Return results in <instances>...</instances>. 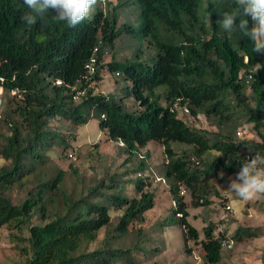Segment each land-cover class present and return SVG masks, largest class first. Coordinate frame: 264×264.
<instances>
[{
    "label": "trees",
    "instance_id": "obj_1",
    "mask_svg": "<svg viewBox=\"0 0 264 264\" xmlns=\"http://www.w3.org/2000/svg\"><path fill=\"white\" fill-rule=\"evenodd\" d=\"M101 3L71 28L51 10L28 25L21 20L30 11L23 0H0V87L6 98L0 118L5 162L0 230L11 231L24 264L129 259V251L116 247L131 230L141 231L137 227L155 207V195L148 191L154 180L142 174L148 156L140 151L156 142L167 159L163 181L173 201L168 221L200 251L203 264H220L229 250L224 242L243 244L258 234L245 229L215 234L213 224L200 234L188 222L180 189L194 207L210 206L218 196L216 181L234 178L255 153L264 156V68L255 76L251 72L256 63L264 65V53L253 52V42L239 31L229 35L217 23L222 12L238 10L235 0H114L107 9ZM123 40L131 43L130 57L119 60L117 44ZM107 54H112L109 62ZM93 59L95 73L89 75L86 66ZM105 76L115 89L96 94L94 86ZM76 90L85 92L80 100ZM199 115L208 128L185 120ZM94 118L106 141L120 143L128 161L136 160L137 175L128 182L133 197L126 196L117 174L89 186L80 180L79 191H67L66 172L52 178L43 173L47 153L70 148V137L57 133L52 122L79 129ZM173 143L186 149L176 153ZM14 190L24 193L21 203L9 195ZM113 214L120 216L114 220Z\"/></svg>",
    "mask_w": 264,
    "mask_h": 264
},
{
    "label": "rangeland",
    "instance_id": "obj_2",
    "mask_svg": "<svg viewBox=\"0 0 264 264\" xmlns=\"http://www.w3.org/2000/svg\"><path fill=\"white\" fill-rule=\"evenodd\" d=\"M103 9H107V3L114 0H104ZM128 41L117 44L118 59L124 60L130 57ZM112 54H107L106 61L111 60ZM106 80L94 86L96 94L108 95L115 89L110 76ZM159 94L164 90L160 89ZM1 110L5 106L6 98L1 97ZM164 105V101L162 100ZM188 125L198 129L208 128L206 118L199 115L196 119H185ZM51 126L59 134H65L69 138L70 148L63 151L62 148L54 147L47 153L48 164L43 173L52 178L57 172L67 174L66 190H78L79 181L89 186L94 180H101L103 176L117 174L128 197H133L134 191L128 182L134 180L137 175L136 160L128 161V156L123 153L120 143L106 141L98 127V121L94 118L87 126L74 129L69 124L52 122ZM242 132L240 136H244ZM174 152L180 153L185 146L173 143ZM73 154L74 159L69 155ZM142 157L148 156L147 166L142 173L153 179L148 191L155 195V207L146 214V221L138 226L141 231L131 230L123 239L119 248L129 251V259L123 258L115 264H203L204 257L193 243H185L182 230L171 225L168 221L172 218V198L168 192V186L163 181L164 164L167 159L163 148L156 142H150L146 148L141 149ZM5 162L0 159V168ZM73 170L77 171L79 178H75ZM217 197L211 199V205L196 208L192 205L189 194L183 196L189 214L188 222L200 234L209 224H213L216 233L228 232L231 236L237 229H245L258 234V238L243 244H234L232 249L223 251V259L220 264H264V197L244 201L238 198L229 188V178H221L215 182ZM11 195L15 204L21 203L25 195L14 190ZM230 207V209H228ZM120 214H113L114 220ZM177 218V216H176ZM10 230H0V264H24L25 257L15 247L14 240L9 237ZM104 233L99 236L98 246H102ZM95 247H92L94 249ZM188 251V252H187Z\"/></svg>",
    "mask_w": 264,
    "mask_h": 264
},
{
    "label": "clouds",
    "instance_id": "obj_3",
    "mask_svg": "<svg viewBox=\"0 0 264 264\" xmlns=\"http://www.w3.org/2000/svg\"><path fill=\"white\" fill-rule=\"evenodd\" d=\"M30 10L21 16L28 25L36 23L37 15L43 16L50 10L54 19L64 21L71 28L77 27L95 11L98 0H23ZM239 8L236 12H222L217 21L224 32L231 35L235 31L253 42V52L264 53V0H235ZM248 17L253 22L249 26ZM238 21V23H237ZM264 65L256 63L251 69L255 76ZM222 153L219 156H221ZM223 176V174H221ZM228 188L240 199L249 201L264 197V156L259 153L243 163V166L229 178Z\"/></svg>",
    "mask_w": 264,
    "mask_h": 264
},
{
    "label": "built area",
    "instance_id": "obj_4",
    "mask_svg": "<svg viewBox=\"0 0 264 264\" xmlns=\"http://www.w3.org/2000/svg\"><path fill=\"white\" fill-rule=\"evenodd\" d=\"M95 60L93 59V60H91L90 62H89V64H87V66H86V71H87V73L89 74V75H92V74H94L95 73ZM57 84L58 85H61L62 83L61 82H57ZM84 91H75V100H80L82 97H83V95H84ZM14 94V93H13ZM3 96V89H2V87H0V118H1V104H2V102H1V97ZM175 108H180L179 107V105L177 104V105H175ZM181 110H182V112H183V114L184 115H188L189 114V110H188V108L187 107H181ZM69 158L70 159H76L75 158V156L73 155V154H70L69 155ZM180 194H181V196H185V194H186V190L185 189H183V188H181L180 189ZM228 209H230V207H228ZM178 217H179V215H177ZM224 248H227V249H232V243L231 242H229V241H226V242H224Z\"/></svg>",
    "mask_w": 264,
    "mask_h": 264
}]
</instances>
